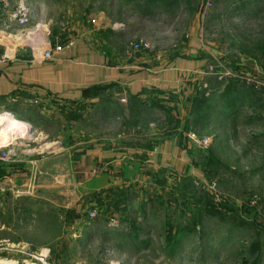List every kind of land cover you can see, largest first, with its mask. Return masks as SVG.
Masks as SVG:
<instances>
[{
  "label": "rangeland",
  "instance_id": "1",
  "mask_svg": "<svg viewBox=\"0 0 264 264\" xmlns=\"http://www.w3.org/2000/svg\"><path fill=\"white\" fill-rule=\"evenodd\" d=\"M169 1L13 0L0 14V61L45 63L73 43L109 65L182 71L160 101L120 86L1 103L27 125L11 135L15 158L41 163L0 193V262L264 264V0ZM197 94L211 98L206 119ZM96 146L127 156L115 186L98 162L73 163Z\"/></svg>",
  "mask_w": 264,
  "mask_h": 264
},
{
  "label": "crops",
  "instance_id": "2",
  "mask_svg": "<svg viewBox=\"0 0 264 264\" xmlns=\"http://www.w3.org/2000/svg\"><path fill=\"white\" fill-rule=\"evenodd\" d=\"M139 62L142 63L137 59L131 63L133 67L109 65L105 57L82 47L67 49L56 55L54 60L45 63L31 62L25 56H21V59L13 57L0 65V105L16 102L19 96L26 94L27 96L36 94L41 97L40 101L55 99L58 102H77L85 98L86 91L101 86L126 87L130 95L138 98L143 99L146 94L157 98L163 97L169 87L173 88L180 82L176 80L182 71L176 68L177 65H171L158 74H150L152 71L139 67ZM191 64L188 62L187 69L183 70L190 71ZM161 91L164 92L163 95L158 94ZM25 128L27 125L13 114L8 112L0 114V144L2 143L0 148L6 147L14 152V142H10L11 135L20 130L24 133ZM26 158L28 157L16 156L11 164L0 162L1 194L13 192L16 189L21 190V187L26 185L24 177L27 176L21 173L24 172L23 169L41 163L40 160L34 162ZM126 159V154L120 150H108L103 146H96L87 152L75 154L73 163L98 162L102 165L105 174L109 176L110 183L106 180L107 186H115V181L110 174L116 171L122 172ZM166 159L167 157L161 158V165L168 162V160L165 161ZM154 160L148 161L147 164L157 165L159 162H154ZM93 172L95 173L96 170ZM93 182L92 186H96Z\"/></svg>",
  "mask_w": 264,
  "mask_h": 264
},
{
  "label": "built area",
  "instance_id": "3",
  "mask_svg": "<svg viewBox=\"0 0 264 264\" xmlns=\"http://www.w3.org/2000/svg\"><path fill=\"white\" fill-rule=\"evenodd\" d=\"M12 2H13V0H0V14L8 12L12 6ZM27 22H28V19L25 18V21L22 24H25ZM73 47H75V45L73 43H68V45L65 47L56 46L55 47L56 48L55 53L53 52L55 48L47 53L48 55L52 56V58L49 60H53L56 55L61 54L63 51H65L67 49H71ZM147 49H148L147 45H144V44L133 46L132 47V55L134 57H140L139 55H142V53L144 51H146ZM5 62H7V59L1 60L0 65L5 63ZM189 138L194 143H196L198 146H201V147L207 148L211 144V140H209L207 138L201 139V138H199V136H197L195 134L190 135ZM14 158H15V154L13 153L12 150H10L9 148H6V147L0 148V162H4L6 164H11V163H13ZM89 217L91 219H95L96 213L95 212L90 213ZM45 259H47V254L44 255V253L43 254L37 253V256L33 257V260L39 264H46Z\"/></svg>",
  "mask_w": 264,
  "mask_h": 264
},
{
  "label": "trees",
  "instance_id": "4",
  "mask_svg": "<svg viewBox=\"0 0 264 264\" xmlns=\"http://www.w3.org/2000/svg\"><path fill=\"white\" fill-rule=\"evenodd\" d=\"M157 1V0H156ZM160 1H163L162 4H166L168 2H170L169 0H160ZM106 87H93L91 89H89L88 91H86V94L84 95L85 98L90 95V94H93L95 93L96 91L100 90V89H105ZM163 92V91H161ZM160 94V93H158ZM223 96L225 97H231L232 96V93L230 91H227V92H224L223 93ZM136 97V96H135ZM157 99L162 100L160 98L157 97ZM211 98H207V97H203V96H200L199 94H197L194 98H193V103H194V107H195V110L193 109V113L196 114L197 116H200L201 114H204V118L203 119H206L207 118V114L205 111H208L210 109H212L211 105H209V101H210ZM199 100V101H198ZM235 102H232V104H234ZM203 105V107H202ZM198 109V110H197ZM197 110V111H196ZM202 119V120H203Z\"/></svg>",
  "mask_w": 264,
  "mask_h": 264
},
{
  "label": "bare ground",
  "instance_id": "5",
  "mask_svg": "<svg viewBox=\"0 0 264 264\" xmlns=\"http://www.w3.org/2000/svg\"><path fill=\"white\" fill-rule=\"evenodd\" d=\"M2 144V143H1ZM0 144V145H1ZM1 264H14V262H9V261H7V260H1V262H0Z\"/></svg>",
  "mask_w": 264,
  "mask_h": 264
}]
</instances>
